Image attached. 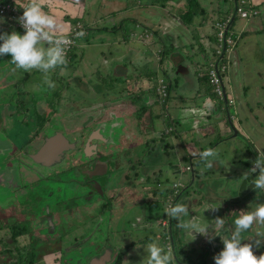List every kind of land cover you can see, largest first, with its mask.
Masks as SVG:
<instances>
[{
  "label": "rangeland",
  "instance_id": "374dc122",
  "mask_svg": "<svg viewBox=\"0 0 264 264\" xmlns=\"http://www.w3.org/2000/svg\"><path fill=\"white\" fill-rule=\"evenodd\" d=\"M10 1L15 4L14 0ZM77 1L82 11L75 21L80 28H86L87 35L75 39V57L71 63L47 70L34 68L30 72L15 69L12 64V71L0 73V85L7 88L0 93V114L3 113L0 125L6 126L2 132L7 136V113L11 112L8 138L18 149L13 156L18 165H12L14 170L10 175L17 185L12 188L17 190L9 191L0 185V264H12L17 257L22 258L19 264H114L122 249L125 251L122 264H144L147 244L155 242L166 250L170 246L164 241L169 225L163 226L161 221L169 218L165 213L166 193L172 192V185L177 182L186 187L184 196L176 202L187 205L188 217L181 214L183 219L201 217L212 224L211 233L215 228L212 222L220 218L224 221L220 231L226 236L233 233L234 220L242 211L264 204V192L256 195L262 197L254 196L239 204L228 198L240 186L236 185L246 172L244 166H250L253 161L245 155L252 149L249 139L264 147V35L246 32L241 39L237 38L229 54L230 64L221 77L233 106L222 110L225 104L205 94L204 87L200 88L201 97L213 101L207 125L202 129L215 131L204 137L200 130L190 131L194 122L181 118V108L189 105L181 97L186 99L192 88L199 87L196 76L207 73L210 61L204 60L197 43L202 45L201 32H187L175 23L174 16L156 5L160 0H155V8L147 7L152 0ZM200 2L202 7L206 6L204 23L214 13L220 16L234 9L227 0ZM111 11L115 13L111 20L102 17ZM172 12L176 14V9ZM182 12L177 11L175 17H181ZM0 19L1 24L7 25L3 16ZM245 22L235 17L231 32L237 34ZM218 49L215 45L217 56ZM217 58L210 64L215 66ZM10 60L11 54L0 56L3 67ZM179 66L188 72L177 74ZM162 80L171 86L166 99H160L157 93ZM50 85H55L54 89ZM256 90L260 91L259 97L255 96ZM201 97H194L195 106L203 104L198 101ZM257 99L262 107L256 106ZM56 107L57 118L52 112ZM35 108L43 110L40 122L33 125ZM87 115L93 120L85 127ZM228 116L240 123L243 135L234 137V133H228L221 143L218 135L223 137L224 133L218 132L225 127L220 120L227 122ZM39 127L41 136L33 140ZM96 127L106 139L103 145L97 144L103 148L101 158L81 146L89 140L87 133ZM138 129L141 136L136 135ZM54 132L68 151L64 150L49 166L34 163L30 155L34 154L35 146ZM198 142L201 148L213 144L211 149L218 153L215 158H209L213 163L221 162L225 156L236 158L234 169H227L231 172L228 178L212 168L205 170L213 173L201 176L203 162L194 164L198 171L194 179L189 170L176 173L178 167L185 168L189 163L184 155L185 151L189 154L191 151L185 145ZM82 164H95L92 168L96 167L94 170L103 175L93 179L98 190L84 184L87 177L79 172ZM1 171L11 182L7 169ZM133 188L134 193L130 192ZM207 203L220 206L216 211L205 210ZM178 222L173 219L169 235L170 241H174L173 264H215L213 257L223 249L220 238L209 242L197 235L194 241H189L190 237L177 227ZM12 224L27 231L17 242L10 239ZM257 231H264V226L254 222L248 232L242 233L245 237L242 243L264 239L256 235ZM3 249L8 250L6 256ZM261 253L264 246L254 249L257 256Z\"/></svg>",
  "mask_w": 264,
  "mask_h": 264
},
{
  "label": "clouds",
  "instance_id": "9594fccd",
  "mask_svg": "<svg viewBox=\"0 0 264 264\" xmlns=\"http://www.w3.org/2000/svg\"><path fill=\"white\" fill-rule=\"evenodd\" d=\"M18 8L23 9L22 15L16 18V22L23 29V34L17 31L8 33L0 31V56L11 54V64L15 69H23L30 72L34 68L47 70L57 65H66L65 45L71 43L67 35L65 26L58 22L56 15L51 11H45V7H50L51 0H26V3H20V0H14ZM236 17V16H235ZM0 23L3 20L0 19ZM82 36L83 33H78ZM47 45V47H45ZM223 83V82H222ZM54 89L55 85H50ZM212 107L206 99L204 107L201 109L190 108L185 112L190 115L203 117L207 115V110ZM195 127V125H193ZM218 153L214 149H206L198 153L200 160L206 168L213 166V161L209 158H215ZM252 168L246 171L242 178L247 179L253 173L259 171V176L249 181L252 188H260L264 192V151H258L257 157L252 162ZM254 190V189H253ZM220 204H205V210L216 211ZM165 213L168 217L178 220L177 227L184 231L185 236L190 237L189 241H194L199 236H204L209 242L219 237L223 243V249L213 257L215 264H264V253L259 256L254 254V249L264 246V239H255L249 243H242L245 237L242 233L248 232L254 222L257 225L264 226V204H259L254 210L244 212L234 220L235 231L226 236L220 229L224 221L216 218L214 230L210 233L209 228L212 224L204 221L201 217H188L187 205L177 203L175 206L167 207ZM258 237H264V231H257ZM148 253L144 264H173L175 260L174 252L171 246L167 248L159 246L157 243H149L145 246Z\"/></svg>",
  "mask_w": 264,
  "mask_h": 264
},
{
  "label": "crops",
  "instance_id": "0c3cea01",
  "mask_svg": "<svg viewBox=\"0 0 264 264\" xmlns=\"http://www.w3.org/2000/svg\"><path fill=\"white\" fill-rule=\"evenodd\" d=\"M81 1H83V0H81ZM152 1L153 2L151 3V5L150 6H147L148 8H155L154 6L157 5V4L155 5V3H154L155 0H152ZM186 1L187 0H173V1H170V2H168L166 4V6L162 10L165 13L174 16L173 17V20L175 21V23L179 24L187 32H189V30H192V31L193 30H198V31L201 32L200 39L202 41V45L199 44V41H197V43L200 46L199 47L200 48V52H201V55L203 56L204 60L207 61V62L210 60L209 63H208V66H209L210 63L214 59L213 51L215 50V43H214L215 30L213 28V25L221 17L226 16L231 10L228 9L225 13L221 14L220 16H214V14H215L214 13L212 15L213 17H211V19L210 18L207 19L205 21V23H204V20L202 19V16L204 14V11L206 9L205 7L206 6L202 7V3L200 2V0H197V2L199 4V7H200V10H198V14L193 18L191 25L188 26V27H186L181 22L180 17H175V15L177 16L179 14V13H177V11H181V10L186 11V8H187ZM248 1L252 4V6L255 9L258 10V15L255 16V17H258V18L257 19L255 17H254L255 19L254 18H251V21H248L250 19L245 20L246 22L240 25V29H239L238 33L236 34V32L234 31L235 34L237 36H239L238 40L241 39L242 35H244L246 32L249 33V34H260V35L263 34L264 35V0H248ZM77 2H78L77 0H51L50 7H47L46 6L45 9H44L45 11H51L52 14L56 15V17L58 19V22L62 23L65 26V28L67 29V35L68 36H72L78 30L81 31V32L82 31L84 32L83 36L87 35L86 28H84V26H82V28L80 30L78 28V25L80 26V24L78 23V21H75L76 18L79 16L80 12L82 11L81 4L79 2L78 3ZM79 4H80V8H79ZM168 4L170 5L169 7H167ZM104 5H105V7H104ZM104 5L102 6L103 9H105L106 6H107L106 3ZM230 8H231V6H230ZM89 9H90V7H89ZM174 9H176V14H171V12ZM118 11L121 12V10H116L114 12H118ZM149 13L150 14H153L152 12L148 11V14ZM106 16H108V17H106ZM114 16H115V13H113L111 11L110 13H107L105 16H102V17L103 18H106L107 20H111ZM64 20H66V21H64ZM241 20H244V19H241ZM120 23H121V21H120ZM92 24H95L94 21L92 22ZM0 31H6L8 33H11L12 31H17V30L7 22V25L0 23ZM17 32H20V31H17ZM21 34H23V33H21ZM2 43H3V41H0V44H2ZM45 47H47V46L45 45ZM75 47L72 50L71 54H69V58L67 59V61H69V62L66 65H68L69 63H71L72 60L74 59V57H75V50H76ZM232 58H234V57H232ZM238 59L241 61V58H238ZM235 64H237V63H235ZM208 66H207V68H208ZM12 70H13V67H12V64L9 61H7V65L4 66V67H3V65L0 64V73H2V72L6 73L5 71L8 72V71H12ZM185 70H187V69H185ZM187 72L188 71H185L183 74H186ZM204 74H201V75L198 74L196 76L197 79L201 78ZM0 86H4V85H0ZM192 90L193 91L191 93L187 94L188 97L186 99H183V97H181V100H185L184 103L189 104V105H187V107L185 106V107H182L181 108V109H183L182 110L183 113L181 115V118L183 120H185V122L186 121L194 122L193 125H195V127L192 125L190 131L191 130H194L195 132H197V130H200V134H202V136H204V137L205 136H210L212 133H214L215 130H212L210 128L211 130H208L207 131V130H203L202 127H205L207 125V120L206 119H209L208 113L211 111V109L210 110H207L206 109L207 115H205L203 117H200L198 115H190L189 113L185 112V110L186 109H190V108H195V109H201V108H203L204 107V102H205L206 99L211 103L212 108H213V101L210 98H206L207 96L206 97L204 96L205 98L204 97L202 98L201 96H203V95H200V92H198L199 87L198 88L197 87H194V88H192ZM261 90H263V89H261ZM185 92H187V90ZM256 95H258V96H256ZM255 96L256 97H259L260 96V91L259 90H256L255 91ZM194 97H201L202 99H198V101H202L203 104L200 105V106L199 105L198 106H195L194 104H196V102L193 104ZM257 100L258 101L256 102V106L257 107L258 106L259 107H262V103L259 101V99H257ZM223 109H224V107L222 106V110ZM87 118H88V120H87L88 123H85V125H84L85 127L88 126L89 124H91L90 123L91 122L90 120H93V119H91V115H87ZM192 119H194V121ZM234 121L235 120H233V122ZM220 123L224 125L225 129L224 130L221 129L218 133L220 134L223 131L225 137L224 136L223 137H220V135H218V141L221 142V143H223L224 141H222V139L223 138H226L228 136V133L231 135V131H230V128H228V126H227L228 124H227L226 120H225L224 123L221 122V120H220ZM116 125L118 126L117 123H115V126ZM234 125L239 130L240 134H242L241 133L242 132V129H241L240 123L234 122ZM122 127L124 128V125ZM92 129L93 128H91V130ZM208 134H210V135H208ZM257 134H258L259 137L262 136L261 133H257ZM122 135H124V129H123V134ZM136 135L137 136H141V133H140V130L139 129H138ZM132 137H134V136H132ZM246 138H248V137H246ZM249 142L251 144V148L252 149L248 152V154H247V152H245V155L247 156L248 159H252L251 153H253V154H255V156H257L258 151H264V147L261 146L259 144V142L252 143L251 138L249 139ZM209 144H211V143H209ZM187 146H188V150L190 149V151H191L190 154L185 151V149H186ZM204 148L205 149H203V148H201L199 146V142L198 143H195V144H191L190 146L189 145H185L184 151L186 152V154H187V156L189 158V163H188V165L185 168H182V169L179 168L180 171H182V172H188L186 170V168L188 167V168H190L191 175H193V177H194V174L196 172L198 173V171H196L194 169V164H197V165L198 164L199 165L201 164L202 161L200 160V158L198 156V153L206 150V147H204ZM226 159H229V160L227 161ZM234 160H236V158H234V157H232V159L231 158H226V156H225V158L221 157V162L213 163V166L211 168L212 169H218V171H220L221 174L224 173L227 176V178H228L231 172L229 173L227 171V169H232V168L234 169V167H235L234 166L235 165V161ZM251 166H252V163H251L250 166H244V168L245 169H249V167H251ZM205 169H206V167H202L201 170L199 171V173L202 174V175H207L209 173L210 174L213 173V172H208ZM176 173H178V172H176ZM222 176H221V179H222ZM226 176H224L225 179H226ZM145 181H147V180H145ZM226 182H227L226 184L229 183L228 180H226ZM136 185L137 184H135V186ZM130 192L134 193V188ZM182 196H184V195L182 194ZM233 196H229L228 198L231 199ZM257 197H262V196L259 195V196H256V198ZM169 198L170 197H168V195H167L166 196V204L168 203L167 201H168ZM181 198L182 197H179V199H181ZM252 198H254V197H252ZM179 199H175L174 200V203L176 201H178ZM260 199L261 198H259V200H257V201L260 202ZM172 223H173V219H171V224ZM167 235L168 236L170 235V229H169V234H167ZM173 244H174V241H173Z\"/></svg>",
  "mask_w": 264,
  "mask_h": 264
},
{
  "label": "built area",
  "instance_id": "2783aa9c",
  "mask_svg": "<svg viewBox=\"0 0 264 264\" xmlns=\"http://www.w3.org/2000/svg\"><path fill=\"white\" fill-rule=\"evenodd\" d=\"M228 1H230L234 5V9L231 11L230 15L224 21H216L213 25L217 40V46L219 47L218 54H221L223 45L225 44L224 53L217 67V70L215 69V66H213V63L210 64L209 69L207 70L208 81L212 86V91L213 94L215 95V98L222 102L225 100L227 107L233 106L234 101L231 96L226 94L225 89L221 86L222 83L221 75H223L227 71L228 64H230L228 60L229 54L234 48L236 40L239 36L231 32L229 29L228 31H226V28L231 20L233 12L235 13L236 17L244 20L254 18L255 16L258 15V10L255 9L248 0H228ZM18 7L19 6L14 3L7 1H0V16H3L6 19V21L10 23V25L13 26L15 29H18L21 32H23V29L16 22V18L22 15L23 12V9H20ZM77 35L78 33L76 32L72 36H68L71 43L65 45L66 58L68 56L67 54L75 46V37H77ZM224 58H226V62H223ZM157 93L158 95H160V99H164L168 95L166 92V84L164 80H162L161 83H159ZM186 170H189V168L187 167ZM179 186H180L179 184H174L173 188L176 190V188H178ZM167 202L168 203L166 204V208L174 206L173 196L170 197ZM162 225L166 226L167 224L165 221H162Z\"/></svg>",
  "mask_w": 264,
  "mask_h": 264
},
{
  "label": "flooded vegetation",
  "instance_id": "af4514ba",
  "mask_svg": "<svg viewBox=\"0 0 264 264\" xmlns=\"http://www.w3.org/2000/svg\"><path fill=\"white\" fill-rule=\"evenodd\" d=\"M5 89H7L6 88V86H5V84H4V86H0V93H2V91H4ZM27 96V98L28 97H30V95L29 94H27L26 95ZM50 109H52V108H50ZM42 110H43V108H40V109H37V108H35V110H34V114H35V119H34V121H33V125H36V124H38L39 122H40V120H41V113H42ZM39 112V113H38ZM52 112L54 113V115H55V117L57 118L58 117V115H57V113H58V107H56L55 108V110L54 109H52ZM1 114H3V113H1ZM0 114V115H1ZM18 114H16V116H17ZM4 116V115H3ZM11 116H12V114H11V112H9V113H7V136L2 132V131H5L4 129H6V126H4V125H0V167H1V170L2 169H4V170H6L7 169V174H9L8 175V178H10V179H12L11 180V182H8L7 181V178L4 176L5 175V172H3V171H1L0 170V185L1 186H6V188H7V190H9V191H15V190H17V189H13L12 187H17V185L16 184H13L14 182V180H15V178H14V176H10L11 175V173L13 172V170H14V168H13V166H17L18 165V163L16 162L17 160H14L13 159V156H14V154H15V152L16 151H18V149L16 148L15 149V144L13 143V141L12 140H10L9 138H8V135H9V130H10V128H9V123H11L12 121H11ZM24 119H26V118H24ZM3 123L2 124H4L6 121L5 120H3L2 121ZM24 122V121H23ZM86 123H88V122H86ZM91 123V122H90ZM85 125V124H84ZM25 126V128H27V126L26 125H24ZM101 126V125H100ZM84 127V126H83ZM98 127V126H97ZM97 127L96 128H94V129H92V130H90L88 133H87V135H86V137H88V135H90L89 136V140L85 143V141L83 142V143H81V142H79V141H76V142H78V143H81V146H82V148L84 147V149H88V150H90V151H92V152H94V153H96V158H101V154H102V150H103V148H99V146L97 145V144H100V145H103V142L105 143V138L102 136V134H100V132L97 130ZM29 129H31V128H29ZM37 130V129H36ZM40 130H41V127H39L38 128V130H37V133L35 132L34 134H33V140L34 139H38V138H40V136H41V134H39L40 133ZM56 135V133L54 132V135L53 136H50V137H48V138H46L45 139V141L44 142H42L43 143V145L46 143V141L47 140H51V139H54V138H56L57 137V135H56V137H54ZM81 135V134H80ZM79 135V138L81 137ZM30 142H32V140H30ZM41 143V144H42ZM41 144L40 145H36L35 147H36V150L34 151V154H36L40 149H41V147L43 146H41ZM15 145V146H14ZM30 145H31V143H30ZM33 145V144H32ZM106 145V144H105ZM66 146V145H65ZM116 148H118L119 149V147H116ZM66 149H68V147L66 148ZM73 149H75V148H72L71 150H73ZM108 150V152H110L109 151V149H107ZM68 151V150H67ZM64 152V151H63ZM19 153H22V150L21 149H19ZM65 153V152H64ZM63 153V154H64ZM34 154H31L30 155V157L32 156V155H34ZM98 154H100V155H98ZM105 155V154H104ZM60 156V155H59ZM58 156V157H59ZM100 156V157H99ZM106 161V160H105ZM37 164V163H36ZM13 165V166H12ZM95 164H92V166H94ZM92 166L91 165H87V164H82V166L80 167L81 168V170H79V172L80 173H82L81 175H84V176H86L87 177V180L85 179L83 182H84V184H87V185H90V187L91 188H93L95 191L96 190H98L99 189V187H98V185H97V182H95V180H93V179H96V178H98V177H102L103 175L101 174V173H99V171H97V170H94L96 167H97V163H96V167H93L92 168ZM178 173H181L182 171H180V169H179V167L177 168V170H176ZM89 177H88V176ZM10 176V177H9ZM192 178H195V177H193V175H192ZM89 181V182H88ZM192 183V182H191ZM17 184H18V182H17ZM174 184H179L180 186L178 187V188H176V190L173 188V185ZM173 185H172V192H170L169 194H167L166 193V196L168 195V197H171V196H173V198H174V200L175 199H179V197H182V194L184 195L185 194V192L183 193V190L186 188L185 186H183L181 183H179V182H177V183H173ZM18 187H20V188H18V189H21V187L22 186H19L18 185ZM176 192V193H175ZM188 193V191H186V194ZM223 198H225V197H223ZM230 199V198H229ZM177 202V201H176ZM176 202L174 203V206H175V204H176ZM163 221H165L166 222V224H168L169 225V229H170V231H171V218L169 217V218H166L165 220H163ZM15 224V223H14ZM14 224H12L10 227H13V225ZM161 224H162V221H161ZM167 226V225H166ZM9 227V228H10ZM168 229V230H169ZM11 234V233H10ZM24 235H27V234H24ZM24 235H21V236H18V237H16L15 238V242H17V239L19 238V237H22V236H24ZM168 238H169V236H168ZM11 239V238H10ZM169 240H170V238H169ZM2 242V241H1ZM171 244H173V241H170V246H171ZM4 247V246H3Z\"/></svg>",
  "mask_w": 264,
  "mask_h": 264
},
{
  "label": "water",
  "instance_id": "95a60500",
  "mask_svg": "<svg viewBox=\"0 0 264 264\" xmlns=\"http://www.w3.org/2000/svg\"><path fill=\"white\" fill-rule=\"evenodd\" d=\"M234 20H235V13L233 12L231 20L226 28V31H228L230 25L233 24ZM224 47H225V44L223 45L221 54L218 56L215 62L216 70L222 59V56L224 53ZM185 71L186 70L184 69L183 66H179L176 69V73L180 75L183 74ZM221 86L224 88L223 83H221ZM223 103L225 104L224 109L227 110L225 100L223 101ZM227 123H229L231 132L234 133V137L240 134L239 130L235 127L232 118L229 116H228ZM66 148L67 146L63 144V141L59 140L58 137H56L54 139L47 140L46 143L41 147V149L36 154L32 155L30 158L34 161V163H40L42 165L49 166L58 158L59 155L63 153L64 150H67ZM251 155H252V159L255 160L257 156H255V154L253 153H251ZM251 168L252 166L249 167V169H246V171H249ZM189 171H190V168H189ZM242 176L240 178V181L236 185V186H239V185L240 186L237 187L238 189L234 191L235 193L234 196L230 199V201L235 204H239L247 199H250L258 195L261 192L260 188L255 187V185H253L252 188L249 185V181H251L254 177L259 176V171H257L256 173H253L247 179H243Z\"/></svg>",
  "mask_w": 264,
  "mask_h": 264
},
{
  "label": "trees",
  "instance_id": "16d2710c",
  "mask_svg": "<svg viewBox=\"0 0 264 264\" xmlns=\"http://www.w3.org/2000/svg\"><path fill=\"white\" fill-rule=\"evenodd\" d=\"M161 1V3L159 2V3H157V5L160 7V8H164L165 6H166V4L168 3V2H170V1H173V0H160ZM226 1V0H225ZM228 1V0H227ZM7 2H11L10 0H7ZM230 2V1H229ZM12 3V2H11ZM154 3H155V1H154ZM186 3H187V8H186V11H183L182 12V15H181V22L183 23V25L184 26H186V27H188V26H190L191 25V23H192V20H193V18L198 14V10H200V7H199V4H198V2H197V0H187L186 1ZM231 3V2H230ZM230 13H231V11L226 15V16H224V17H221L218 21H224L229 15H230ZM10 24V23H9ZM79 26V25H78ZM230 27H231V25H230ZM230 27H229V30H230ZM80 30H81V28H80V26L78 27ZM17 31H20V30H18V29H16ZM231 31V30H230ZM21 32V31H20ZM21 33H23V32H21ZM76 33V32H75ZM74 33V34H75ZM77 33H81V31H77ZM82 33L84 34V32L82 31ZM145 33L147 34L148 32L147 31H145ZM83 36V35H82ZM77 37H80L79 35H77ZM77 37H75V39L77 38ZM239 38V37H238ZM214 43H215V45H217V40H216V35H215V38H214ZM75 47V46H74ZM74 47H73V49H74ZM72 49V50H73ZM72 50L67 54L68 56H67V58H66V60L69 58V54H71V52H72ZM162 53V52H161ZM213 56H214V58H216V57H218L217 55H216V50H214L213 51ZM69 61H67V63H68ZM209 68V67H208ZM207 68V69H208ZM148 79L150 78V77H148V75L146 76ZM199 80V90H198V92H200V88L201 87H204L205 88V94H209V96H214L215 97V95L213 94V91H212V86L210 85V83H209V81H208V75H207V73H205L201 78H199L198 79ZM165 81V80H164ZM165 84H166V92H167V94H168V92H169V90L171 89V86H170V84H169V82L167 83L166 81H165ZM201 84H203L202 86H201ZM168 97V95L166 96V98ZM165 98V99H166ZM222 102V101H221ZM169 132L171 133V132H174L173 130H169ZM213 147V144H210V145H208V147H206V149H209V148H212ZM203 149H205V148H203ZM188 159V156H187V154H186V152H185V155H184V159ZM201 176H205V175H202V174H200ZM194 177H195V174H194ZM10 238H11V240H12V242L14 241L15 242V238L16 237H18V236H21V235H24V234H27V231L25 230V229H23V228H18V227H11L10 228ZM164 241H165V243H170L169 241V239H168V235L166 234L165 235V239H164ZM15 249H17V248H15ZM124 249H122L119 253H118V256H117V258L115 259V263L114 264H122V261H123V256H124V252L125 251H123ZM5 254H3V256H6L7 255V249H3L2 250ZM19 263H22V258H18L17 257V259L12 263V264H19ZM4 264H7L6 262L4 263Z\"/></svg>",
  "mask_w": 264,
  "mask_h": 264
}]
</instances>
